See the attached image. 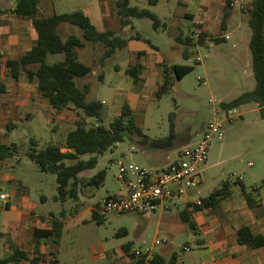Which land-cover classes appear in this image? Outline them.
I'll list each match as a JSON object with an SVG mask.
<instances>
[{
  "label": "rangeland",
  "instance_id": "rangeland-1",
  "mask_svg": "<svg viewBox=\"0 0 264 264\" xmlns=\"http://www.w3.org/2000/svg\"><path fill=\"white\" fill-rule=\"evenodd\" d=\"M16 1L0 0L3 12L0 14V54L3 59L0 83L7 89L0 94V139L15 150L12 159L0 162V195L11 197L10 210L5 206L3 210L0 208V257L10 255L15 248L29 252L32 257L35 229H49L53 222H62L60 238L46 239L41 247L47 264L53 256L51 253L57 258L56 264H123L120 255L128 243H132L134 249H151L161 254L167 264L173 254L179 256L182 264H206L209 252L195 246L194 232L180 219L179 213L183 209L180 204L147 215L107 214L101 224L92 220L89 208L102 198L120 193L122 185L116 179L119 162L150 168L149 158L154 151L176 159L183 146L196 144L197 134L202 133L214 113L222 121L224 137L209 147L207 163L199 169L201 184L196 195L206 197L228 181L233 185L231 205L234 208L239 204L246 205L240 181L255 199L264 197V120L259 116V108L250 103L233 109L232 121L226 120L227 111L221 108V103L252 91L256 85L247 11L252 0H241L248 3L244 11L238 6L228 9L225 0H130L132 6L157 15L161 23L157 29L147 18L132 19L130 25L121 28L117 0H41L38 3L37 18L81 10L98 31L111 30L118 37L129 40L126 47L104 57L106 48L101 43L85 41L80 28L65 24L59 30L63 38L75 35L84 44L76 49V55L92 72L77 83L80 87L88 85L87 101L103 103L104 126L114 120L127 102L136 124L149 139L168 138L171 126L175 128L171 149L146 148L144 154L141 145L126 139L96 156V166L79 175L83 182L79 199L65 202L55 201L56 175L41 172L28 154L33 148L40 151L50 143L64 146L67 134L83 118L89 126L97 122L73 106L54 111L24 76L20 80L10 77L6 61L22 56L37 39L30 21L18 18L12 12ZM226 11L230 16L225 29L221 28L220 17L211 16L209 25L204 23L210 13L220 15ZM197 32H204L210 39L224 35L229 38L220 44L211 42L209 48L198 47L192 58L185 60L182 56L185 47L176 38L195 36ZM197 58L201 62H197ZM62 59V55H54L49 58V63ZM162 61L194 68L177 81L168 94L158 98L155 92L162 77ZM137 62L143 65V70L139 82L134 83L125 75V70ZM62 151L67 150L63 148ZM94 156L84 155L79 160L88 161ZM153 168L155 171L160 169L159 166ZM99 173L104 174L103 183L98 188L87 187L86 182ZM215 213L221 219L225 216L223 209ZM156 241L161 244L156 245ZM187 246L191 247L188 252L184 251ZM234 248L249 252L245 247ZM241 263L248 264L246 259Z\"/></svg>",
  "mask_w": 264,
  "mask_h": 264
},
{
  "label": "trees",
  "instance_id": "trees-1",
  "mask_svg": "<svg viewBox=\"0 0 264 264\" xmlns=\"http://www.w3.org/2000/svg\"><path fill=\"white\" fill-rule=\"evenodd\" d=\"M41 0H17L12 12L21 19L29 20L32 28L37 34V39L33 47L17 59L6 62V70L11 78L20 80L24 76L27 82L34 85L41 97L47 101L49 106L56 112H60L69 106H73L87 118L96 119V124L89 126L85 119L77 121L76 128L71 130L65 140L64 146L50 143L43 150L33 148L28 154L38 169L44 173L56 175L57 196L55 201L65 202L66 200H78L80 185L83 183L79 175L96 166L97 158L108 149L124 142L126 139L136 142L139 145L151 149L165 150L171 149L174 145L175 128L172 125L170 136L165 139L151 140L143 130L136 124L132 108L127 102L121 107L120 113L106 127L103 124L104 105L101 101H87L88 85L80 87L78 80L87 78L92 70L89 66L81 63L76 55V49L83 47V42L75 35L63 38L60 35V28L63 25H72L83 31L85 41L93 44L101 43L106 51L104 57L111 56L116 50L128 45L129 40L118 37L115 32L107 30L100 32L96 29L88 15L77 10L72 13L55 14L49 18H37L38 3ZM156 2V0H150ZM231 0H225L229 9ZM249 12V26L252 31L249 41V49L252 58V69L256 81L252 91L245 92L228 103H221V108L225 111L239 108L250 103L257 104L259 116L264 120V0H253ZM3 13L0 9V14ZM117 13L120 18L121 28L131 24L132 19H150L153 27L157 29L160 21L155 13L138 6H132L130 0H117ZM230 16L229 12L224 13L222 29H225L226 20ZM205 34L201 33V38L196 40L195 36L176 38L185 49L182 56L185 60H190L195 54L197 47L207 48ZM137 39L140 37L137 36ZM225 38L214 39L215 44H220ZM54 55H62L63 59L49 63V58ZM162 81L157 88L155 95L160 98L168 94L177 81L182 80L192 70L191 65H171L167 61H162ZM143 65L139 62L131 64L125 70V75L130 77L134 83L139 82ZM2 72V55L0 54V74ZM7 91L6 87L0 83V94ZM65 148L67 151L63 152ZM94 154L88 161L79 160L81 156ZM15 155V150L2 143L0 139V162L8 161ZM73 162V163H68ZM104 181V174L92 176L87 182V187L98 188ZM241 185L242 194L251 208H255L259 201L255 199L253 193L246 192L244 185ZM232 184L224 182L220 188L203 199L201 206H191L181 210L179 216L195 234L198 230L191 212H200L206 209H216L220 203L229 199L232 192ZM264 187V182L262 184ZM257 193L259 189L256 187ZM9 208V205L6 207ZM191 208V211L190 209ZM92 220L98 224L103 223V216L92 212ZM63 228L62 222H53L51 228H37L34 231V252L31 254L21 248H15L6 257H0V264H47L45 255L41 252V247L46 239H57L61 236ZM237 242L241 246L256 249L264 246V237L260 234H253L251 229L243 226L238 230ZM132 243L123 246L125 257L131 260L129 264H145L143 259H136L132 252ZM51 255H54L51 253ZM178 255L174 254L169 264H176ZM147 264H167L165 258L159 253H153Z\"/></svg>",
  "mask_w": 264,
  "mask_h": 264
},
{
  "label": "built area",
  "instance_id": "built-area-1",
  "mask_svg": "<svg viewBox=\"0 0 264 264\" xmlns=\"http://www.w3.org/2000/svg\"><path fill=\"white\" fill-rule=\"evenodd\" d=\"M248 3L241 0H231L229 9L238 6L244 11ZM196 40L201 38L200 32L195 34ZM223 38L228 39V36ZM197 62H201L197 58ZM231 110L226 112V120L232 121ZM199 141L194 145L183 146L176 159L170 160L167 165L157 171L153 167L141 168L135 164L118 163L117 181L122 185L120 193L100 199L97 205L92 207V212L100 216L107 214H135L147 215L158 210L166 211L171 205H182L183 208L201 206L203 199L196 194L200 186L198 180L199 169L207 163L209 147L214 142H219L224 137L222 121L214 113L213 119L207 124L200 134ZM132 151L135 148L132 147ZM8 194L0 195V202L5 205L10 202ZM156 241V245H160ZM191 250L190 246L184 251ZM136 259H143L145 264L154 253L151 249L145 251L132 249ZM57 258L53 255L50 263L56 264Z\"/></svg>",
  "mask_w": 264,
  "mask_h": 264
},
{
  "label": "crops",
  "instance_id": "crops-1",
  "mask_svg": "<svg viewBox=\"0 0 264 264\" xmlns=\"http://www.w3.org/2000/svg\"><path fill=\"white\" fill-rule=\"evenodd\" d=\"M187 16L191 18L194 17L192 14H187ZM211 16H214L215 18L220 17L223 20L224 14L222 13L219 15L217 12L210 13L208 18L204 21L205 24L209 25L208 22ZM205 40L207 41L208 44L207 48H209L211 42H213L214 39H210L209 37L205 36ZM12 59H17V58H12ZM161 81H162V77H161ZM161 81L159 85L161 84ZM200 136H201L200 134H197L198 141L200 139ZM142 147L144 154H146V150H147L146 148L148 147L146 146H142ZM170 160H173L171 156L166 154L162 155L160 152L154 151L151 153V156L149 158V164L151 167L154 166L164 167L165 165L168 164ZM232 196L229 199L222 201L216 209H206L203 210L202 212L200 211V213L191 212L192 219L194 220L198 230V234L194 233L195 246L197 248L208 250L209 256L207 257L208 262L206 264H242L241 261L243 259H246L248 264H264V246L256 249H250L245 246L239 245L237 242L238 230L243 226L249 227L253 234H260L264 237V197H261V200L258 199V201L259 200L260 201L255 208H251L248 204L246 205L239 204L237 207L234 208L230 203V200H232L233 198ZM206 197H202V198H206ZM7 205H9V203L5 205L4 203L0 202L1 210H3L2 208L4 206L6 208ZM91 209L92 207L89 208V213L92 216ZM189 209L191 211V208ZM222 209L223 212H225V216L223 219L218 217L217 214L215 213V211ZM7 210H10V208H8ZM235 246L245 247L246 248L245 250H249V252L248 251L246 252L243 249L240 250L235 249L234 248ZM120 258L122 259V261L124 260L123 264L131 263V260L125 257L123 249ZM176 264H182L179 256L176 261Z\"/></svg>",
  "mask_w": 264,
  "mask_h": 264
}]
</instances>
